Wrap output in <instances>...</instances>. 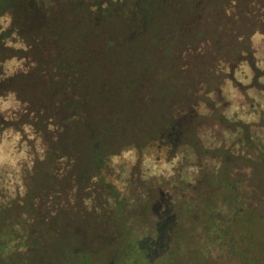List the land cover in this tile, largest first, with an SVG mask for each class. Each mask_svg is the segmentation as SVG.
Instances as JSON below:
<instances>
[{
  "label": "trees",
  "instance_id": "1",
  "mask_svg": "<svg viewBox=\"0 0 264 264\" xmlns=\"http://www.w3.org/2000/svg\"><path fill=\"white\" fill-rule=\"evenodd\" d=\"M138 1L140 0H0V16H9L8 26L0 28V57L7 52L8 56H25L37 61L36 67H17L14 72L9 67H0V99L7 103L5 109H0V135L9 134L11 142L15 141V149L10 153L15 161L13 163H17L13 168L0 166V211L4 207L13 208L21 204L22 194L28 196L26 209H36L44 189H34L32 180L38 179L44 185L47 184V190L51 189V183L58 178L70 180L74 183L69 187L71 204L95 210L101 217L109 220L112 208H119L123 212V215L118 214V224L125 229V237L124 243L113 253L116 264H163V260L157 259L170 258L169 255L173 256L174 253L173 247L176 251L177 244L190 242L191 239L187 236L191 233L190 227L196 222L189 220L188 214L196 211L197 215L198 209V218L205 222L204 226L210 231L208 242L216 238L223 243L230 242L227 240L228 234L234 215L239 211L231 203L232 197L224 193L228 191L230 181L223 190L221 204H228L232 211L231 215L229 213L223 217L216 211L218 208L214 209L211 204L207 206L195 194H190V185L203 174L218 173L216 169L209 171L210 168L203 164H199L200 170L194 161L202 156L213 159L218 154L224 159L226 155L223 149L228 146V149L243 145L250 147L255 135H252L253 130L247 124V114L257 117L264 125V40L261 44L257 42L258 46L254 47L241 35L217 43L210 42L203 36L196 43V33L193 32L191 39H187L185 45L171 55L176 57L175 66L187 67L189 61L185 60V55H188L200 67H218L222 73L219 82L209 83L203 95L204 102L210 100L207 105L217 107V111L218 107L221 109L218 118L228 128L223 131L218 143L214 140L210 144L201 143V137H198L200 132L195 130L193 122L201 112L196 111L197 107L190 102L180 112L174 110L175 115L172 114L165 125L146 141L123 138L113 144L104 143L90 132L93 157L82 170L70 172L67 169L68 154L57 144L60 142L58 134L81 118V110L86 109V114L89 112L84 103L86 92L80 86L82 74L66 57L74 43L70 35L81 36L86 32V37L91 38L99 28L98 19L101 20L106 15L122 17V14H126L128 20L122 19L119 37L131 43L136 32L144 27L136 22L134 26H129L139 14L136 9ZM204 1L173 0V3L176 8L184 7V24L189 26L199 24L205 9L209 14L214 12L210 1L207 5ZM226 2L223 4V16L230 9ZM228 2L233 4V0ZM235 12L234 17L243 15L241 9L238 13ZM66 15L68 18H62ZM58 20H62L64 24ZM174 23L177 28L182 25L176 21V16ZM70 24L75 29L72 33ZM9 37L25 41L26 50L22 52L6 45ZM113 39L112 36H105L102 44L108 45ZM37 45L41 51L35 50ZM200 46L202 47L198 48ZM207 46L211 48L210 51ZM52 47L61 52L60 57L52 54ZM203 48L206 50L201 55ZM33 51L37 54L32 53ZM22 83L32 98L20 92L21 87L18 85ZM137 90L142 91L141 85ZM235 99L241 102L239 108L234 104ZM203 113H206V109ZM89 127V122H86V129ZM188 128H192L189 133ZM191 133L192 137H189ZM62 141H65L64 137ZM229 141L230 144H226ZM188 143L187 146L196 154L192 157L187 155ZM122 150L131 152L129 158H122ZM146 152L153 156H147L142 162L140 156ZM145 179L149 180L147 185H144ZM138 184L146 188L147 192L140 191ZM170 189L175 194L180 193L175 204L170 202ZM47 190L45 193L49 192ZM178 217L179 219H174ZM203 217L210 218V221ZM0 220L1 264L6 250L27 254L35 245L28 242L31 239L30 233L26 236L27 240L24 239V234L19 233L22 222L18 218L7 222L0 215ZM110 226L117 230L119 225L109 224L105 230H110ZM180 227L189 233L181 231ZM73 230L74 242L66 252L71 264H79L86 254L81 252L83 233L79 228ZM216 232L217 236L214 235ZM104 235L108 238L110 232ZM93 237L96 239L98 235L94 234ZM80 254L81 258L76 259V255Z\"/></svg>",
  "mask_w": 264,
  "mask_h": 264
},
{
  "label": "rangeland",
  "instance_id": "2",
  "mask_svg": "<svg viewBox=\"0 0 264 264\" xmlns=\"http://www.w3.org/2000/svg\"><path fill=\"white\" fill-rule=\"evenodd\" d=\"M209 1L214 12L209 14L205 9L199 24L189 26L184 24V7L176 8L173 0L138 1L136 9L139 14L129 26H134L136 22L144 27L136 32L131 43L119 37L122 19L128 20L126 14H122V17L106 15L101 20L98 19L99 28L91 38L86 37V32L81 36L70 35L74 43L66 57L82 74L80 86L86 92L84 103L89 108L87 114L86 109L81 110V118L69 129L65 128L58 134L60 142L57 144L68 154L67 169L70 172L82 170L91 161L93 153L90 132L104 143L113 144L123 138L146 141L165 125L172 114L180 112L181 108L189 106L190 102L197 107L196 111L201 112L193 119L195 130L200 132L198 137H201V143L210 144L212 140L218 143L221 134L228 128L218 118L221 109L218 107L217 111V107L207 105L210 100L204 102L203 95L209 83L219 82L222 73L218 67H200L193 59L191 61L188 55H185V60L189 61L187 67L175 66L176 57L171 55L185 45L187 39H191L193 32L196 33V43L201 41L203 36L210 42L217 43L241 35L252 46H258L256 43L261 44L264 40V0H233L232 5L228 0H205L204 3L207 5ZM224 2L228 3L227 7L230 8L226 16L222 13ZM240 9L243 15L234 17L235 11L238 13ZM174 16L176 21L182 24L179 28L174 25ZM70 29V33L75 31L71 24ZM129 31L131 32V27ZM105 36H112L114 39L104 45L102 39ZM35 50H40L38 45ZM205 50L203 48L200 51L201 55H204ZM208 50L211 48L208 47ZM9 70L17 71V67H9ZM140 85L141 92L137 90ZM18 86L21 87L20 92L32 98L23 83ZM235 101L236 108H239L241 102L236 99ZM246 120L253 130L252 135H255L251 146H236L233 149H228V146L223 149L226 155L224 159L218 154L213 159L202 156L198 161H194L198 166L203 164L210 168L209 171L216 169L218 173L203 174L190 185L191 195L195 194L196 198L207 206L211 204L214 209L218 208L216 211L219 215L226 217L232 210L228 204H221L222 193L230 181L229 189L224 193L232 197L231 203L239 209L234 215L229 238H226L230 242L223 243L218 238L208 242L210 231L204 226L205 222L198 218V209L197 215L196 211L188 214L189 220L196 222L190 227L191 233L187 236L191 239L190 242L177 244L176 251L173 247L174 253H171L173 256L169 255L170 258L157 259L163 260V264H264V125L257 117H250L248 114ZM86 122L90 125L88 130ZM191 130L192 128H188L187 132ZM193 136L195 137V132ZM63 137L65 141H62ZM189 137H192V133ZM14 143V140L10 142L9 152L14 151ZM226 144H230V141ZM187 145L189 143L186 144L187 155H196ZM124 151L126 150L121 152ZM124 153L122 158H129L131 152H128L127 157ZM0 154H3L2 146ZM147 156L153 155L146 152L140 156L141 161H145ZM2 159L0 156V164ZM13 162L15 161L11 160L12 166H8L9 168L16 166L17 163ZM199 169L202 170L201 166ZM148 181L145 179L144 185H147ZM31 184L34 189H44L38 207L28 211L25 207L28 196L22 194L21 204L13 208H2L0 215L5 217L7 222L18 218L22 222L19 233L24 234L26 240L27 234L30 233L31 239L28 242L35 246L30 247L31 250L27 254L6 250L1 264H71L66 251L74 242V228H79L83 233L81 252L86 253L79 264H116L113 253L124 243L125 237V229L118 224L119 215H123L119 208H112L111 219L104 216L106 220L95 210L82 209L78 204H71L69 187L74 183L70 180L58 178L56 182L51 183V189L48 190L47 184L45 186L38 179L32 180ZM138 189L147 192L140 184ZM46 190L49 192L45 193ZM179 194L169 190L172 204L178 200ZM203 218L210 221V218ZM114 223L119 225L117 230L111 226L110 230H105L109 224ZM184 229L180 227L181 231ZM108 232L110 236L105 238L104 234ZM217 232L214 235L217 236ZM94 234L98 235V238L95 239ZM115 235L117 238L112 240ZM76 256V259L81 258V254ZM21 259L25 262H21Z\"/></svg>",
  "mask_w": 264,
  "mask_h": 264
},
{
  "label": "flooded vegetation",
  "instance_id": "3",
  "mask_svg": "<svg viewBox=\"0 0 264 264\" xmlns=\"http://www.w3.org/2000/svg\"><path fill=\"white\" fill-rule=\"evenodd\" d=\"M62 18H68V17L66 15V16H63ZM58 21H61L64 24L62 20H58ZM8 24H9V16L7 14L1 15L0 16V28L6 27L8 26ZM6 45L12 48H15V49L22 50V52H24L27 48V44L25 43V41H21V40L19 41L17 38H11V37L7 38ZM50 51L53 52L52 54L54 56H59L60 54V51H58V49H55L53 47L50 49ZM14 62H15V65H14ZM47 65L48 64H44V66H47ZM36 66H37V61H35V59H30L27 57L25 58V56L18 58L16 56H8V53L5 52V54H2V57H0V67H36ZM52 66L53 65H48V67H52ZM4 104L7 105L6 101H3L2 99H0V109L6 108V107H2ZM0 138H2V140H0V146H2V149H3V154L2 155L0 154L1 158H3L2 159L3 161H1L0 166H5L8 168L12 160L11 153L8 151L10 142H11L10 135L3 134V135H0Z\"/></svg>",
  "mask_w": 264,
  "mask_h": 264
},
{
  "label": "clouds",
  "instance_id": "4",
  "mask_svg": "<svg viewBox=\"0 0 264 264\" xmlns=\"http://www.w3.org/2000/svg\"><path fill=\"white\" fill-rule=\"evenodd\" d=\"M4 107H7V105H4ZM128 154H129L128 152H125V153H124L125 157H127ZM114 159H115V158H114Z\"/></svg>",
  "mask_w": 264,
  "mask_h": 264
}]
</instances>
